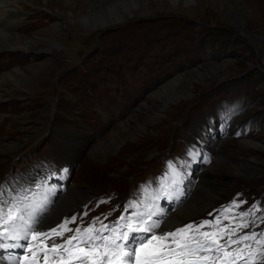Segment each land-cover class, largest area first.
<instances>
[{
  "label": "rangeland",
  "instance_id": "rangeland-1",
  "mask_svg": "<svg viewBox=\"0 0 264 264\" xmlns=\"http://www.w3.org/2000/svg\"><path fill=\"white\" fill-rule=\"evenodd\" d=\"M20 1L0 19V43L19 35L25 48L0 49V178L28 150L50 161L60 152L76 161L71 185L92 196L113 183L118 202L158 184L163 162L186 151L182 137L213 112L237 107L233 133L249 122L251 134L225 140L199 194L204 211L177 225L233 194L250 201L245 211L264 201V0Z\"/></svg>",
  "mask_w": 264,
  "mask_h": 264
},
{
  "label": "snow or ice",
  "instance_id": "snow-or-ice-1",
  "mask_svg": "<svg viewBox=\"0 0 264 264\" xmlns=\"http://www.w3.org/2000/svg\"><path fill=\"white\" fill-rule=\"evenodd\" d=\"M199 155L195 145L187 152L193 162ZM189 166L188 160L168 161L167 170L158 178L164 182L156 190L159 194H150V182L141 185L137 198L125 204L114 222L101 221V227L96 228V221L100 220L96 217L83 230L68 227L76 222L75 216L46 231L37 228L38 217L55 189V185L49 186V181L56 177V172H50L32 186H10L7 181L0 184V264H259L257 257L264 254V230L237 235L240 228H248L250 223L257 220L264 223V215L256 216V212L264 209L256 203L247 211L230 215L233 209L247 203L234 199L223 211L210 213L212 220L171 230L161 228L164 212L155 201L161 195L169 199L183 195L178 185L183 183ZM173 186H177L174 192L170 191ZM149 199L153 202L148 203ZM130 208L133 211L129 212ZM237 219L241 223L233 227ZM224 220L228 223L224 224ZM65 232L72 235L65 239ZM14 250H20V254Z\"/></svg>",
  "mask_w": 264,
  "mask_h": 264
},
{
  "label": "bare ground",
  "instance_id": "bare-ground-1",
  "mask_svg": "<svg viewBox=\"0 0 264 264\" xmlns=\"http://www.w3.org/2000/svg\"><path fill=\"white\" fill-rule=\"evenodd\" d=\"M20 2H22V1H20V0H0V19L2 20V22L6 19V16L8 14L7 9L9 8V5H13V7H11V9L13 8L12 9L13 11L16 10L17 12H19L21 10V6L19 5ZM3 16H5V17H3ZM6 29H8V28H6ZM1 30H4V27ZM1 30H0V37L3 36L4 34H6ZM22 39H23L22 37H20L19 35H16L14 38H12L10 40H2L0 43V49L11 48V47H14L16 45H19V47L21 49L22 48L25 49L24 43L22 42ZM31 43L32 44L36 43L35 39H32ZM26 49H28V50H33V49L35 50L36 49L37 50V48L35 46L29 47ZM1 87L2 86L0 85V88ZM1 95L2 94L0 92V99H2ZM88 135H89V133H88ZM197 136L198 135H196V134L194 135L193 139L195 142H199L201 140V139L197 138ZM89 139H90V135H89ZM222 141L223 140H221V142ZM253 143H255V142H247L248 145L253 144ZM15 145L16 144L13 143V144H10L9 147L15 146ZM0 152H2V149H0ZM82 152L80 153V155L82 154ZM52 154L53 155L55 154V158L52 159L53 161L56 160V162H54L55 164L61 165L64 163H72V160L68 161V159H67L68 154H64V153H60V152L56 153L54 151L52 152ZM214 161L211 164H213ZM209 168H210V166H209ZM205 170H203L201 173H199V180L197 183L196 182L194 183L193 188L191 186H189V187L187 185L185 186L187 191L188 192L191 191V193L187 196V198L182 197L180 199V200H184L183 204L176 211H174L168 215V217L166 218V221H165L166 225L169 224L171 226H175L177 224L182 223L185 219H189L192 216V213L190 212L191 210L198 213V216L200 214H202L201 212L204 211V206H206L207 204L202 203V200L200 199L201 195H199V194L201 193V188L205 187V185L208 181V177L210 175V173L206 172L207 170L206 171ZM188 172H189V170H188ZM23 177H25V174L21 177V179ZM22 180L25 181V179H22ZM91 190H92V188L86 187V185H82L79 183H76L75 185H71V184L68 185L67 191L65 193H63L58 198V200L56 201V203L54 204V206L52 207L50 212H48V214L46 215V218L44 219V223L46 225L43 227H45V228L50 227V226L60 222L63 219L65 214H67L68 212H70L71 210L76 208L79 204L85 202L90 197ZM215 198H216V195H214L212 197L211 202H210L211 205L213 204V200ZM166 228H168V227H166Z\"/></svg>",
  "mask_w": 264,
  "mask_h": 264
}]
</instances>
